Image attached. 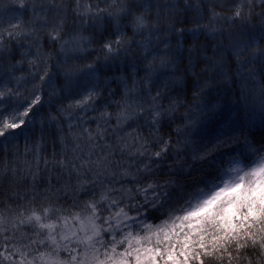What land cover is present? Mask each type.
Listing matches in <instances>:
<instances>
[{"label":"snow or ice","instance_id":"obj_1","mask_svg":"<svg viewBox=\"0 0 264 264\" xmlns=\"http://www.w3.org/2000/svg\"><path fill=\"white\" fill-rule=\"evenodd\" d=\"M180 3L8 0L0 9V146L23 138L29 158L23 167L0 159V264H264V138L222 116L209 99L211 77L191 100L174 99L169 81L154 78L174 63L167 36L184 31L176 22L211 34L223 33L217 25L258 28L235 55L264 68V0ZM93 45L91 63H68ZM54 54L64 62L52 64ZM122 57L145 74L112 77ZM98 74L124 86L115 112L97 109ZM261 79L237 105L264 118Z\"/></svg>","mask_w":264,"mask_h":264},{"label":"trees","instance_id":"obj_2","mask_svg":"<svg viewBox=\"0 0 264 264\" xmlns=\"http://www.w3.org/2000/svg\"><path fill=\"white\" fill-rule=\"evenodd\" d=\"M156 0H153L155 4ZM160 3L163 4L164 0H160ZM8 4V0H0V9L5 7ZM181 8L182 0L179 5ZM219 10V9H218ZM156 9L153 7L152 12L155 13ZM161 24L165 25L168 22V16L162 13ZM183 20L184 17L179 18ZM190 20V16H189ZM207 20L201 21V23H206ZM256 21H253V24H256ZM177 29H184L180 33H170L167 36V43L171 51L169 52V58L174 61L170 63L167 68H158L155 77H159V80L163 82L164 80L169 81V87L171 90L172 97L179 98L181 100H191L192 93L197 90L199 87L198 81L203 82L204 80L211 77L216 81V86L211 90L210 97L211 101L218 105V110L222 109L223 117H230L232 120L237 121V127L240 124H243L244 128L247 129L256 140H261L264 138V118L261 117L259 113H253L250 111H245L243 107H238L237 102L241 100V92L246 88H258L262 82L261 73H264V68L260 66V62L255 63H246L240 64L237 62V57L235 52L238 48H242L248 43V33L255 32L257 36L259 35V29L253 28L251 25L245 29L242 26H227V25H217V27H223V33L217 32L215 34L209 33L207 30L195 29V25L191 22L180 23L176 22ZM195 29V30H194ZM73 33H69L67 38ZM83 35L90 36L91 30L83 31ZM137 39H140L137 37ZM261 46H264V41H260ZM92 47L95 45L89 46L91 51ZM164 45L161 44L160 48L163 49ZM44 50L51 51L52 45L46 40L44 41ZM59 51L58 46L56 47V52ZM18 55V54H17ZM70 55H79L86 57L84 59H72L68 63L75 66H83L84 64L91 63L97 53L91 51V55H88V52L71 54ZM190 57L192 60V65H190ZM247 58V53L241 57V59ZM151 59V57H149ZM65 57L60 55L58 59L54 54V58L51 61L52 64L63 63ZM158 62V61H157ZM103 61H101V64ZM120 68V71L116 69ZM206 69V70H205ZM252 69L255 71V77L249 78L247 73ZM103 72H107L108 69L104 68ZM53 72V81L52 86H57V79L55 76L56 68H52ZM139 72V76L135 77L139 79L144 73L143 64H140L135 59L129 58L127 63L123 62V57L121 61L118 62L116 66L112 68L111 76H122L127 75L128 73ZM173 73L175 74L173 76ZM223 73V74H222ZM20 73H17L19 75ZM100 75L102 98H100L99 103L97 104V109L102 110L103 107L108 104L110 112H115L116 101H119L121 95L124 91V86L119 84L117 81L109 80L108 76ZM172 79L179 81L177 84L172 85ZM108 80L107 90L105 89L104 81ZM115 93V95H113ZM67 103V101H65ZM167 104V101H165ZM185 109H180L178 115H182ZM79 115V113L77 114ZM88 116H96L98 112H92L89 110L87 113ZM113 119V123H114ZM181 121L177 119L175 123L171 125L165 124L161 129L162 134H168L171 132V129H174L177 124ZM143 124V120H141ZM90 126L95 128V122H91ZM39 127V125H37ZM132 127H136L135 124H132ZM142 131L147 134V128H142ZM175 135L174 133H172ZM39 136V132H37ZM19 144L20 155L17 157L14 155L16 152V145ZM24 144L25 141L21 138L19 141H12L9 145L0 146V159L7 161H17L21 167L24 166V161L26 158L24 156ZM59 145H57V151H59ZM52 141L49 138L48 144L46 145V155L50 156L52 153ZM199 175V173H197Z\"/></svg>","mask_w":264,"mask_h":264},{"label":"rangeland","instance_id":"obj_3","mask_svg":"<svg viewBox=\"0 0 264 264\" xmlns=\"http://www.w3.org/2000/svg\"><path fill=\"white\" fill-rule=\"evenodd\" d=\"M17 15H19V14H17Z\"/></svg>","mask_w":264,"mask_h":264}]
</instances>
